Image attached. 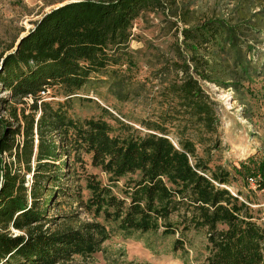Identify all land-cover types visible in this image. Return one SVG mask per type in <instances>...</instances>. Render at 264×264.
<instances>
[{
	"label": "trees",
	"instance_id": "1",
	"mask_svg": "<svg viewBox=\"0 0 264 264\" xmlns=\"http://www.w3.org/2000/svg\"><path fill=\"white\" fill-rule=\"evenodd\" d=\"M163 6L164 0L71 2L43 15L16 50L17 41L0 55V264L87 260L116 231L129 238L193 230L207 233L203 264H264V225L229 190L231 173L200 158L192 137L174 143L163 122L136 127L105 108L100 117L71 114L75 96L98 74L111 80L119 100H129L121 61L134 21ZM182 35L192 65L185 60L161 84L174 112L212 140L218 119L201 85L211 80L210 64L199 51L223 35L232 42L235 29L210 21ZM50 91L64 101H46L42 93ZM86 158L106 182L89 172ZM255 170L251 178L264 190V157ZM69 201L76 212L60 223L50 214ZM173 250L185 251V241L177 239Z\"/></svg>",
	"mask_w": 264,
	"mask_h": 264
},
{
	"label": "rangeland",
	"instance_id": "2",
	"mask_svg": "<svg viewBox=\"0 0 264 264\" xmlns=\"http://www.w3.org/2000/svg\"><path fill=\"white\" fill-rule=\"evenodd\" d=\"M78 1L0 0V55L34 28L43 15ZM219 20L235 29L234 40L227 41L223 35V40L199 51L209 61L211 78L201 85L218 119V132L210 140V135L196 132L186 116L174 112L175 104L166 97L161 81L174 79L176 69L191 56L182 30ZM132 34L128 57L121 61L125 93L132 92L129 100H119L110 92L111 80L106 74H98L75 96L71 114L80 119L100 117L101 108H105L133 125L143 120L163 122L172 129L174 143L178 137H192L200 158L212 169L221 167L231 173L229 190L240 196L250 206L255 221L264 225V190L250 181L264 157V0H164L162 8L134 21ZM113 69L117 68L108 72ZM46 101L64 99L50 91ZM86 160L89 172L106 182L105 175L90 167L89 158ZM76 208V203L64 202L50 215L64 223L66 219L61 217L72 216ZM177 239L185 241V251L174 252ZM206 247V230H193L185 236H164L160 231L129 238L116 231L101 253L87 260L76 258L69 264H203Z\"/></svg>",
	"mask_w": 264,
	"mask_h": 264
},
{
	"label": "water",
	"instance_id": "3",
	"mask_svg": "<svg viewBox=\"0 0 264 264\" xmlns=\"http://www.w3.org/2000/svg\"><path fill=\"white\" fill-rule=\"evenodd\" d=\"M61 6H63V5H61ZM61 6H59V7H61ZM59 7H57V8H59ZM24 36H26V34H23V35L18 39V41H17V43H16V48H15V50L18 48V46H19V44H20V42H21V39H22Z\"/></svg>",
	"mask_w": 264,
	"mask_h": 264
},
{
	"label": "built area",
	"instance_id": "4",
	"mask_svg": "<svg viewBox=\"0 0 264 264\" xmlns=\"http://www.w3.org/2000/svg\"><path fill=\"white\" fill-rule=\"evenodd\" d=\"M42 95L44 96V97H47L48 96V93H45V92H43L42 93ZM250 181L252 182V183H257L254 179H250Z\"/></svg>",
	"mask_w": 264,
	"mask_h": 264
}]
</instances>
